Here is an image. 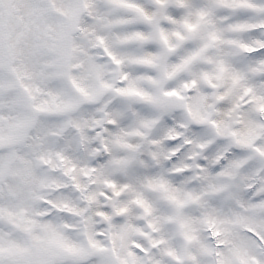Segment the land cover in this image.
I'll return each mask as SVG.
<instances>
[{"label":"snow or ice","instance_id":"1","mask_svg":"<svg viewBox=\"0 0 264 264\" xmlns=\"http://www.w3.org/2000/svg\"><path fill=\"white\" fill-rule=\"evenodd\" d=\"M0 264H264V0H0Z\"/></svg>","mask_w":264,"mask_h":264}]
</instances>
